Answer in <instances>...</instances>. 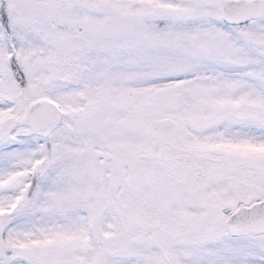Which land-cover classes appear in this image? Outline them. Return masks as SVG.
Instances as JSON below:
<instances>
[{"label":"snow or ice","instance_id":"6c2138e0","mask_svg":"<svg viewBox=\"0 0 264 264\" xmlns=\"http://www.w3.org/2000/svg\"><path fill=\"white\" fill-rule=\"evenodd\" d=\"M0 264H264V0H0Z\"/></svg>","mask_w":264,"mask_h":264}]
</instances>
